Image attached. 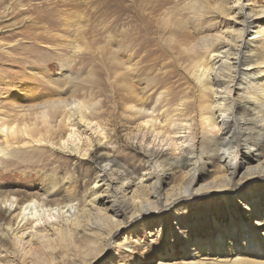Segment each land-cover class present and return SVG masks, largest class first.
<instances>
[{
  "label": "bare ground",
  "instance_id": "bare-ground-1",
  "mask_svg": "<svg viewBox=\"0 0 264 264\" xmlns=\"http://www.w3.org/2000/svg\"><path fill=\"white\" fill-rule=\"evenodd\" d=\"M97 1L89 0L91 4ZM135 1L122 10L123 19L130 18L134 27L123 28L122 41L110 44L109 59L120 70L115 75L123 80V93L119 104L112 99L116 108L109 115L121 109L127 121L136 124L133 132L140 145L158 144L177 151V159L185 160L182 169L189 178L182 179L172 193L161 195L158 189L168 184L155 165L145 170L136 185L129 181L112 185L106 175H100L94 182L96 191L82 206L72 194L63 201L54 200L55 185L48 193L26 201L25 197L0 194V216L7 209L18 219L15 227L12 221L8 224L11 246H0V264H114L115 258L106 260L122 231L134 232V225H148L156 213L183 207L186 202L196 205L207 196L220 197L226 207L240 204L249 209V222L240 220L237 208L230 213V224L221 226L216 221V237L186 235L182 262H174V254L169 252L164 264H264V208L261 195L255 192L257 184L264 183V158H260L264 155V7L249 10L246 0L230 4L187 0L180 8L172 6L179 0ZM104 4L116 9L121 0ZM173 7L183 11L193 29L180 39L175 34L164 36ZM214 16L232 19L234 27L223 35L207 34L202 24ZM76 26V35H80L83 27ZM157 36L162 41L160 48L154 44ZM169 39L174 47L167 50L175 55L173 59L183 58L182 73L169 66L162 75H152L156 64L144 66L145 72L143 64L157 60L156 55L167 59L163 45ZM71 46L80 49L77 44ZM21 61L26 65L30 59ZM168 61L172 63L170 58ZM68 72L65 67L60 78H49L55 92L48 98L28 108H16V112L0 113V165L25 160L28 154L42 157L51 151L52 156L56 150L84 161L102 146L113 145L107 128L95 120L97 115L104 116L98 103L76 94L60 97L67 88H81ZM247 114L260 124L259 141L245 131ZM184 155L191 157L184 159ZM212 160L223 174L217 182L195 188ZM109 165L114 167L115 161L109 160ZM147 182H151L150 189ZM144 191H151V196L143 197Z\"/></svg>",
  "mask_w": 264,
  "mask_h": 264
},
{
  "label": "rangeland",
  "instance_id": "rangeland-1",
  "mask_svg": "<svg viewBox=\"0 0 264 264\" xmlns=\"http://www.w3.org/2000/svg\"><path fill=\"white\" fill-rule=\"evenodd\" d=\"M78 1L0 0V113L7 110L16 112L19 107L28 108L51 96L55 92V87L49 82V78L53 81L60 78L67 67L70 72L67 74L75 78L81 88L76 91L67 88L60 97L67 98L76 94L79 98L84 97L98 103L104 116L97 115L95 120L107 128L113 145L102 146L90 159L84 161H78L62 150L53 151L52 156L51 151L50 153L45 151L42 157L34 153L28 154L25 160L6 161L0 165V194L17 196L19 199L25 197L26 201L30 196L48 193L55 185L58 190L53 196L54 200L63 201L72 194L75 196V203L82 206L92 197L91 193L96 191L94 182L97 176L106 175L107 182L112 185L118 186L128 181L136 185L138 179L144 176L145 170L152 165H155L156 172L165 175L168 184L158 189L159 194L172 193L182 179L186 182L189 178L182 169L185 160H178L177 151L167 146L140 145L134 136L136 124L129 123L121 109L112 111L111 117L109 115V110L116 108L112 99L119 104L122 97L120 94L123 93V80L115 75L120 70L109 59L110 44L117 40L122 41L120 35L123 28L134 27V23L129 21L130 18L123 19L125 12L122 10L125 11L124 7L135 0H121L117 7L119 11L117 8H111L112 5H109L111 9L105 7L104 3L107 0H99L95 4H91L89 0ZM185 1L187 0H179L178 5L172 6L180 8L183 5L181 3ZM216 1L209 0V3L214 4ZM223 1L230 4L234 0ZM246 1L249 10L264 7V0ZM135 2L147 4L149 0ZM171 9L173 13L169 16V27L164 36L167 38L175 34L180 39L187 31L192 32L193 29L181 9L176 7ZM206 22L207 24L203 22L202 27H207V34L223 35L234 27L232 24L234 21L224 16H214L208 18ZM76 25L83 27L80 35H76L78 29ZM73 43L80 46L79 51L71 46ZM161 43L157 36V42L154 41V44L160 48ZM164 44L167 59H158L159 56L156 55L154 59L157 60L143 64L144 70L145 67L156 64L158 66L152 69L156 70L151 71L152 75L157 73L162 75L169 66L177 74L182 73L180 65L183 64V58L178 61L173 59L175 55H171L167 50L174 47L170 39L164 41ZM29 48H32L33 52ZM26 58L30 61L23 65L21 60ZM31 69L37 72L36 76L32 75ZM44 78H47L46 84L43 83ZM177 79L178 77L173 81ZM240 104H243L242 101ZM243 121L246 124L247 135H251L248 136L252 140L259 141L262 135L258 129L260 124L249 114L244 116ZM189 157L191 156H183L184 159ZM260 158L263 159L264 155ZM109 160L115 161L114 167L106 166ZM210 163L207 169L209 171L204 172L195 188L214 180L217 182L219 175L223 174V171H218L219 165L216 160ZM215 175L218 176L214 177ZM237 179L238 177L235 178ZM150 183L147 182V189H150ZM257 185L255 192L261 195L264 208V183ZM211 193L206 191L207 195ZM151 194V191H144L143 197H150ZM199 202L196 205L186 202L182 204L183 207L156 213L154 219H148V225L136 224L133 226L134 232L129 234L125 233L126 230L122 231L115 246H110L106 261L115 258L114 264H164V256H168L167 253L170 252L174 254V262L181 263L186 235L216 237V221L221 226L230 224L232 220L230 213H234L237 208H240L238 209L241 213L240 220L249 222L250 210L240 204L231 205L235 208L226 207L220 197L212 196L201 198ZM4 214V217L0 216V246L10 247L12 231L8 224L12 221L15 227L18 219L7 209H4Z\"/></svg>",
  "mask_w": 264,
  "mask_h": 264
}]
</instances>
